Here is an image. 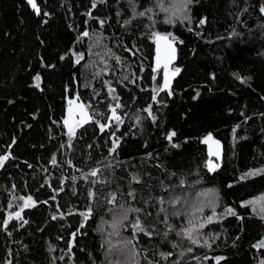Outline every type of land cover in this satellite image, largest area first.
Instances as JSON below:
<instances>
[{"label": "trees", "instance_id": "obj_1", "mask_svg": "<svg viewBox=\"0 0 264 264\" xmlns=\"http://www.w3.org/2000/svg\"><path fill=\"white\" fill-rule=\"evenodd\" d=\"M37 2L0 0V264H119V228L142 262L173 264L163 207L193 188L219 204L187 264H264V216L249 203L264 193V0H191L179 19L160 7L172 0ZM153 33L175 40L158 93ZM70 101L90 116L75 127ZM210 134L225 147L211 171ZM121 206L138 211L114 229Z\"/></svg>", "mask_w": 264, "mask_h": 264}, {"label": "rangeland", "instance_id": "obj_2", "mask_svg": "<svg viewBox=\"0 0 264 264\" xmlns=\"http://www.w3.org/2000/svg\"><path fill=\"white\" fill-rule=\"evenodd\" d=\"M175 2L176 0H172V3ZM183 10L187 11V8ZM167 15L179 19L183 18V11L176 12L175 14L170 12ZM161 52L162 51L159 50L160 54ZM78 106L79 104L77 101L71 103V114H77L73 122L68 119V125L71 127L78 126L83 122V120H85L83 116L79 115ZM256 172L257 171L255 170H251L245 176H250L249 174H256ZM193 189L183 192L182 194L174 197L172 200L167 201L163 207V215L167 220V224L170 227V230L175 232V235L177 236V254L173 264H187L188 257L193 256L190 251H192L194 247H206L207 237L204 227L208 222H210L207 220V217L213 216V213L216 214L217 212L219 204L218 194L214 188L198 190ZM23 198V200L18 199V202H20L22 206L28 202L27 197ZM249 203L258 214L264 216V193L252 198L249 200ZM115 219L116 215L111 219V225ZM190 220L197 226L196 230L191 234V238H189V234L186 232L187 229L192 227V225L189 224ZM199 224H204V227L199 228ZM118 227L119 226L116 228ZM116 235L117 238L114 240V245L115 249H117L121 255L119 264H160L146 261L142 262L140 259H138V252L133 242H130L121 234L120 228L118 229ZM193 240L196 242L193 243Z\"/></svg>", "mask_w": 264, "mask_h": 264}, {"label": "snow or ice", "instance_id": "obj_3", "mask_svg": "<svg viewBox=\"0 0 264 264\" xmlns=\"http://www.w3.org/2000/svg\"><path fill=\"white\" fill-rule=\"evenodd\" d=\"M28 2L32 5V7H33L34 9L36 8V5H35V3H34V0H28ZM101 2H102V0H101ZM190 3H191V0H176V2L173 3V4L170 6V8H165L163 4H161L160 7H161V9H162L163 11H165V12L172 11L173 14H175L176 12L183 11V9L187 8L188 4H190ZM93 6H95V4H94ZM37 11H38V10H37ZM140 15H144V13H140ZM169 22H171V20H170ZM203 22H204V21L202 20L201 23H203ZM101 23H103V22H101ZM83 35H84V36H88L89 33H88V32H84ZM152 35H153L154 37L157 38V39H156V42H157V45H158L157 51H158V53H159V50H160V49H159V42H160L161 40H167L168 38H167V37L160 36L158 33H153ZM174 51H175V50H174V48L172 47V45H171L170 43L167 44V45L165 46V52H164L165 62H164V65H163V66H164V69H165L164 84H163V87H160V88H158V89L155 90L157 93H158L159 91H164V89H166V88L169 87V84H168V76H167V68H168V63L170 62V60H171V58H172V55L174 54ZM77 62H78V61H77ZM159 64H160V57H159V55H158V56H157V65H159ZM154 71H155V70H154ZM176 71L178 72L179 69H176ZM36 79H37V81H39V76H37ZM37 86H38V85H37ZM110 91H114V90L110 89ZM170 94H171V92L169 91V95H170ZM113 99L118 100V97L113 96ZM152 99H153V101H155V100H156V96L153 95ZM70 103H71V101H70ZM120 107H121V105H120L119 103H117V104L115 105V107L112 108V116L109 118L110 120H115L116 124H119V123L122 122V121L120 120V117L116 115V109H118V108H120ZM150 109H151V105H149L148 108L145 109V111L148 112L149 116H152V113H151V110H150ZM152 119L155 120V116H152ZM65 123L67 124L68 122L65 121ZM108 126H110V125H104V124L100 125L101 131H103L104 128H105V127H108ZM69 132H70V136H71V134H73V130H72L71 127L69 128ZM173 136H175V132H171V133H169L168 136H167V139H168L169 141H171ZM211 140H212V137L209 135V136L205 139L204 142H205V143H208V142L211 141ZM117 143H118V141H114L112 151H115V148H116V144H117ZM213 143L217 144V147H218V142H217V141H213ZM212 154H213V155H218V153H212ZM6 159H8L7 156H0V166H3V162H4ZM52 163H53L54 165L56 164V159H55V157H53ZM209 170H210V171H211V170H214L213 166L211 165V162H209ZM96 174H97V170H94V171H92V172L90 173V175H92V176H95ZM249 175H251V174H249ZM243 178H246V177H242V179H243ZM73 179H75V178H73ZM62 190H63V189H61V191H62ZM89 195H92V193H89ZM54 198H55V197H53V199H54ZM20 199L23 200L24 198L21 197ZM113 200H115V197H113ZM27 201H28V202H31V204H29L28 202H26L25 205H24L25 207H28V206H34L35 202L32 201V197H31V196L27 197ZM110 202H111V201H110ZM45 203H46V202H45ZM250 203H254V202H250ZM129 211H138V210H135V209H127V208H123V207L121 206V208L117 211L116 219L114 220V222H113V224H112V227H113L114 229H115L117 226L121 225L122 222L125 221V220L127 219ZM227 211H228V213H230V214H234V213L232 212L231 209H228ZM90 212H91V209H89V213H90ZM15 215H16L17 218H20V213H19V212H17ZM61 215H63V214H61ZM81 215L84 216L85 219H87V215H88V214H86V213H81ZM214 216H215V213H213V216H209V217H207V220H208V221H212V219H213ZM53 219H56V217L53 216ZM3 223H4L5 225H7L8 221L5 220ZM24 223H27V221H24ZM189 224L192 225V227H190L189 229H187L186 232L189 234V238H191V234L196 230L197 226H196L195 224H193V222H192L191 220L189 221ZM132 226H133V228H134L136 231H138V232H145V229L143 228V226H141L139 220H136ZM81 227H83V225H81ZM198 227H199V228H203V227H204V224H199ZM145 234L150 235V233H145ZM195 242H196V241L193 240V243H195ZM262 245H264V242H262ZM216 259H217V264H219V260L222 259V258H216Z\"/></svg>", "mask_w": 264, "mask_h": 264}, {"label": "water", "instance_id": "obj_4", "mask_svg": "<svg viewBox=\"0 0 264 264\" xmlns=\"http://www.w3.org/2000/svg\"><path fill=\"white\" fill-rule=\"evenodd\" d=\"M34 3L36 5V8L35 9H36V11L38 10L37 11V13H38L40 11V7L38 6L37 0H34ZM163 37H167V36H163ZM167 38H168L167 40H161L159 42V49L162 51L161 54L158 53L160 55V58L164 57L165 46L167 44H169V43L171 45H174L175 44V40H171L169 37H167ZM164 60H165V57H164ZM163 62H165V61H163ZM172 62L173 61H170L168 63V68H169V66L171 65ZM168 68H167V70H168ZM169 82H170V79H168V83ZM78 113H79L80 116H83L85 119L86 118H88V119L90 118V116L88 114V111H86V109L84 108V106H78ZM76 115L77 114H71V112L68 109L67 119H70L71 122L74 121ZM208 136H205L202 139V143L207 147V153H208V156L210 157V161L209 162H211V165L213 167H215V166H217L218 162L220 163V162L223 161L224 156H225V147H224L223 142L219 138L215 137L213 134H210V136L212 137V140L209 141L208 143H205L204 141H205V139ZM213 141H217L218 142V147H217V144L213 143ZM212 153H218V155H213Z\"/></svg>", "mask_w": 264, "mask_h": 264}]
</instances>
